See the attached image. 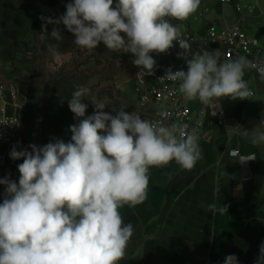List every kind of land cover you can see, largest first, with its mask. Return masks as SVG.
Masks as SVG:
<instances>
[{
    "label": "clouds",
    "instance_id": "9594fccd",
    "mask_svg": "<svg viewBox=\"0 0 264 264\" xmlns=\"http://www.w3.org/2000/svg\"><path fill=\"white\" fill-rule=\"evenodd\" d=\"M201 0H70L56 19L41 16V41L47 36L63 39L59 27L50 34L48 24H62L81 49L95 50L102 42L113 53H131L139 69L137 80L154 75L156 60L150 53H167L176 41L187 70H165L166 78L178 82V90L188 100L204 105L219 98L245 100L253 95L244 78L255 70L264 80V58L240 55L221 59L218 50L192 53L191 44L167 18L186 20ZM261 40L251 38L254 47ZM47 50L57 64L65 56L55 44ZM90 89L77 86L69 109L79 119L70 126V141L57 139L43 146L30 144L9 155L23 159L17 165L19 180L0 178L5 186L0 203V264H118L134 235V225L125 223L119 209L143 204L148 197L150 168L175 162L182 170H192L202 159L199 138L186 122L165 124L168 112H158L161 120L142 119L122 106L115 114L95 97L84 99ZM94 105L86 116L88 104ZM82 118V119H80ZM252 144H264V119L252 130ZM30 149V150H29ZM235 156L233 151L230 153ZM255 160V154L241 162ZM217 185L215 192H220ZM215 214L228 211L226 205L209 204ZM224 264H239L235 254ZM254 264H264L261 243Z\"/></svg>",
    "mask_w": 264,
    "mask_h": 264
},
{
    "label": "crops",
    "instance_id": "0c3cea01",
    "mask_svg": "<svg viewBox=\"0 0 264 264\" xmlns=\"http://www.w3.org/2000/svg\"><path fill=\"white\" fill-rule=\"evenodd\" d=\"M256 2L264 9V0H245L240 9L217 0L204 18L193 13L183 21L167 19L180 28L190 25L200 30L211 22L230 25L244 21L259 29L264 39V24L258 22L262 14L254 6ZM204 5L201 1L199 8ZM150 55L156 60L155 70L165 72L169 66L186 64L171 50ZM120 57L123 68L128 67L122 102L137 105L142 113L136 91L139 69L133 64L135 57L131 53ZM248 84L255 91L251 97L226 98L223 120L210 117L212 124L207 129L195 130L202 159L192 170H182L174 161L150 168L146 201L119 209L124 222L132 223L135 231L118 264H224L229 254H235L239 264H254L259 246L264 243V144L253 145L251 140L252 130L264 119V80L250 78ZM5 100L12 111L8 93ZM31 140L27 135L19 151L28 148ZM233 149L255 154L249 169L238 156L230 154ZM16 161L20 164L23 159ZM248 170L252 178L243 179ZM217 185L220 192L214 191ZM2 200L0 193V203ZM212 203L217 207L226 205L228 211L213 214L207 207Z\"/></svg>",
    "mask_w": 264,
    "mask_h": 264
},
{
    "label": "rangeland",
    "instance_id": "374dc122",
    "mask_svg": "<svg viewBox=\"0 0 264 264\" xmlns=\"http://www.w3.org/2000/svg\"><path fill=\"white\" fill-rule=\"evenodd\" d=\"M201 1L205 5L194 13L197 18L206 17L205 13H209L217 2ZM68 2L70 0H0V80L18 84L21 97L26 102L23 113L25 134L37 146L57 139L70 141V126L78 124L79 119L69 109L68 102L73 91L81 85L90 89L84 99L95 97L97 101L104 102L107 106L104 111L114 115L113 111L127 106L126 112L136 111L146 119L137 105L122 102V85L128 74V67L123 68L122 52L113 53L102 42L95 50L81 49L62 24H48L46 28L48 34L54 27L61 29L63 39L59 43H54L50 36L41 41L44 21L40 17L58 18L65 13ZM258 22L264 24V15ZM247 30L256 34L264 47L260 30L250 25ZM49 43L69 44L67 50H59L65 56L62 64L52 59L47 50ZM84 103L88 104L86 116L92 115L94 105L88 100Z\"/></svg>",
    "mask_w": 264,
    "mask_h": 264
},
{
    "label": "built area",
    "instance_id": "2783aa9c",
    "mask_svg": "<svg viewBox=\"0 0 264 264\" xmlns=\"http://www.w3.org/2000/svg\"><path fill=\"white\" fill-rule=\"evenodd\" d=\"M223 3L234 4L238 9L245 6V0H219ZM254 6L260 7L256 2ZM260 13L264 15V9L259 8ZM248 25L244 21H238L230 25H224L219 22H211L205 29L200 30L193 26L186 25L179 27L181 38L187 39L191 44L192 53H202L204 50L215 51L219 49L221 59H230L240 55L253 58H264V47L262 41L260 47H254L250 40L256 38L261 40L256 34L250 33ZM174 46L170 49L176 58L182 50L178 42H173ZM186 63V62H185ZM173 71L187 70L184 66H169ZM168 67V68H169ZM139 71V70H138ZM165 72L155 70L154 75L145 76L138 80L136 88L138 102L148 120H161L158 112L166 110L168 112L165 124L172 122H186L191 129H207L212 124L210 117H217L220 121L225 116L224 101L227 97L219 98L217 104L204 105L199 100H188L178 90V82H172L162 78ZM150 77V81L147 79ZM247 82L250 78L259 79V74L253 69L246 72L244 77ZM253 94L254 89L249 86ZM7 93L10 96V104L13 110H9L8 102L5 100ZM26 102L21 97L19 86L15 82L4 83L0 80V178L9 177L10 179L19 180L20 173L17 168V161L10 158V151L16 146L19 151L26 143L25 123L23 113ZM240 159L251 156L252 154H243L238 149H233ZM249 162L244 161L245 166L249 169ZM252 178L251 173L243 179ZM5 186L0 185V193H4Z\"/></svg>",
    "mask_w": 264,
    "mask_h": 264
},
{
    "label": "trees",
    "instance_id": "16d2710c",
    "mask_svg": "<svg viewBox=\"0 0 264 264\" xmlns=\"http://www.w3.org/2000/svg\"><path fill=\"white\" fill-rule=\"evenodd\" d=\"M54 43L55 42H57V43H59V41H57V40H54L53 41ZM62 42V41H61ZM58 46V50H67L68 48H69V44L68 43H64V44H62V45H57ZM69 106V105H68Z\"/></svg>",
    "mask_w": 264,
    "mask_h": 264
}]
</instances>
